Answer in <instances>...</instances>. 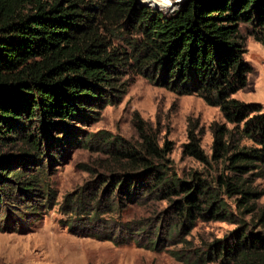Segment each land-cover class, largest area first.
Masks as SVG:
<instances>
[{
	"label": "trees",
	"instance_id": "trees-1",
	"mask_svg": "<svg viewBox=\"0 0 264 264\" xmlns=\"http://www.w3.org/2000/svg\"><path fill=\"white\" fill-rule=\"evenodd\" d=\"M242 26L264 46V0H183L169 15L140 0H0V230L21 231L56 204L48 172L58 156L43 151L45 132L97 119L127 92L132 71L218 108L224 122L208 126L211 152L201 146L203 126L189 121L181 153L202 170L182 178L168 142L160 145L144 126L137 143L100 131L107 169L64 196L60 222L120 245L149 224L103 215L129 202L165 201L170 222L162 235L161 223L150 224V249L177 237L183 248L171 253L188 264H264V189L256 183L264 175V110L233 97L252 71ZM53 140L62 150V139ZM197 221L235 227L198 249L180 237Z\"/></svg>",
	"mask_w": 264,
	"mask_h": 264
},
{
	"label": "rangeland",
	"instance_id": "rangeland-1",
	"mask_svg": "<svg viewBox=\"0 0 264 264\" xmlns=\"http://www.w3.org/2000/svg\"><path fill=\"white\" fill-rule=\"evenodd\" d=\"M140 1L169 15L183 0H165L167 5ZM241 32L246 45L244 59L252 66V71L247 76L245 86L233 97L245 102H258L264 110V46L255 42L244 26ZM111 42L113 45L124 44L119 38H112ZM124 78L128 83L127 92L115 104L101 109L97 119L71 120L67 129L45 132L41 140L43 151L49 154L54 152L58 156L53 161L49 159L51 169L48 172L50 185L57 193L56 204L21 231L0 230V264H188L171 253V250L183 248L182 242H176L177 237L160 242L159 250L147 247L148 240L153 237L150 224L161 223L162 235L165 234L166 223L170 222L162 214L166 207L165 201H150L146 204L129 202L119 214L103 215L108 221L132 220L149 224L136 236L135 242L116 245L108 240L74 234L60 222V219L66 218L59 210L64 196L79 191L107 169L105 155L97 150L98 142L101 141L100 131H105L109 137L137 143V125L144 126L146 131L159 139L160 145L168 142V158L177 176L182 178L188 177L193 170H202L199 162L181 153L187 139L189 121H198L203 126L205 132L201 146L207 154L211 152L212 136L208 126L213 121L224 122L218 108L207 105L196 95H177L132 71ZM89 136L91 139L88 140ZM54 137L62 139V150L59 146V151L55 149L58 142H54ZM256 183L264 189V175ZM263 202L264 195L259 199V203ZM161 219L164 220L159 222ZM234 227L221 221H197L187 233L183 229L180 237L188 241L186 246L200 249L224 237Z\"/></svg>",
	"mask_w": 264,
	"mask_h": 264
},
{
	"label": "bare ground",
	"instance_id": "bare-ground-1",
	"mask_svg": "<svg viewBox=\"0 0 264 264\" xmlns=\"http://www.w3.org/2000/svg\"><path fill=\"white\" fill-rule=\"evenodd\" d=\"M144 1H146V0H144ZM147 1H153L155 4H162V5L168 4L165 0H147Z\"/></svg>",
	"mask_w": 264,
	"mask_h": 264
}]
</instances>
